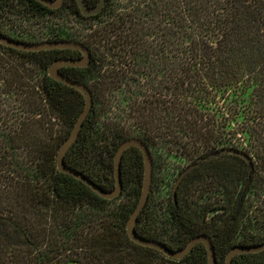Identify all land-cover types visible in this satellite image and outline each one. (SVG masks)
Masks as SVG:
<instances>
[{
  "label": "trees",
  "instance_id": "obj_1",
  "mask_svg": "<svg viewBox=\"0 0 264 264\" xmlns=\"http://www.w3.org/2000/svg\"><path fill=\"white\" fill-rule=\"evenodd\" d=\"M1 1L0 19L15 10L8 1L40 13L70 11L82 20L100 19L112 5L104 0L101 12L85 16L77 0H66L58 9L38 0ZM85 2L93 7L100 0ZM150 5L143 13L161 26L158 32L139 31L141 17L132 13L127 28L129 20L122 16L118 24L100 21L103 27L88 41L51 30L48 41H77L92 52L89 67L68 68L67 76L89 88L94 104L65 162L111 190L114 156L125 140L147 144L154 171L162 166L154 147L172 143L178 157L189 161L173 173L170 212L177 232L164 238L148 228L147 204L136 230L172 250L206 234L218 264H225L232 247L264 242V0H161L152 11ZM152 13L158 14L157 23L149 18ZM0 32L42 42L13 36L2 26ZM56 51L0 44V264H208L204 244L182 260L135 244L126 225L139 198L111 207L112 200L58 171L59 148L85 102L75 88L49 76ZM93 75L97 80L91 82ZM113 103L119 112L99 123ZM98 140L102 149L112 147L104 182L79 159ZM121 170L123 192L135 182L140 197L144 160L139 148L126 150ZM197 189L213 193L209 204L195 203L199 197L191 195ZM233 264H264V251L237 255Z\"/></svg>",
  "mask_w": 264,
  "mask_h": 264
},
{
  "label": "rangeland",
  "instance_id": "obj_2",
  "mask_svg": "<svg viewBox=\"0 0 264 264\" xmlns=\"http://www.w3.org/2000/svg\"><path fill=\"white\" fill-rule=\"evenodd\" d=\"M8 2H12V4H14L15 10H11L9 11V14H5V19H0V26H2L7 31V33L13 36L24 37L27 39H36L42 42L48 41V39L51 37L52 29L61 31L64 36L77 38L81 41H88L90 37L93 36L92 32L103 27L102 24H100V21L106 22L108 24L111 22H116L118 24L119 20L116 21L117 17L122 16L123 18L129 20L128 22H125L124 25V27L127 28L129 25H131L129 19V15L131 13L137 17H141L137 24V29L139 31L149 34L147 29L158 32L160 31L159 28L161 27L155 26L157 24H152V22L149 21L150 19H147V14L144 15L143 13L147 4H151V11L156 10L157 7L159 8L161 0H112V5L109 10L110 13L97 20H82L77 16H74L70 11L57 12L53 14L35 12L28 9L24 2ZM1 3L2 1L0 0V4ZM152 14L153 15L149 18L157 23L158 14ZM88 79L91 82L97 80L95 75L89 76ZM125 91L126 89L122 88L119 92L124 93ZM120 93L117 92V94ZM124 95L125 94L122 96ZM112 106L113 107L110 108L108 114L102 115L100 117L99 123L107 121V118H114L119 112V107H117L115 103H113ZM65 129L66 131H69L71 129L70 125L66 124ZM96 129L99 128L96 127ZM100 130L102 131V128ZM90 139H96L95 135L94 137H90ZM107 139H111V136H107ZM102 144L103 143L98 140L96 143L97 147H93L92 149L91 147H87V150L81 152L79 159L81 161V166L84 167L85 170H89L91 174H93L101 182H104V177L107 174L106 164L112 147L108 145L102 149ZM102 150L104 151L101 154ZM154 152L156 156H160L162 158V166L160 167L157 165L155 171L153 168L152 190L147 202V209L143 219L148 228L158 230V234H162L164 238H168L177 232V228H175V222L172 220L170 212L171 189L173 185V179L175 177H173V173L175 174L177 170L185 167L189 161L186 158L178 157L179 155L177 153V148L172 143H159L157 147H154ZM206 181L202 182V186L200 188L203 189L206 186ZM191 196L193 200L199 197L195 200V203H201L205 205L206 202L209 204L210 201L208 200L213 196V193L211 191L208 193H202L201 190L199 191V189H197L192 191ZM138 198L139 189L136 188L135 182H132L126 186L124 192L117 199L112 200L111 207L131 204L137 201ZM194 207L196 206L194 205Z\"/></svg>",
  "mask_w": 264,
  "mask_h": 264
},
{
  "label": "water",
  "instance_id": "obj_3",
  "mask_svg": "<svg viewBox=\"0 0 264 264\" xmlns=\"http://www.w3.org/2000/svg\"><path fill=\"white\" fill-rule=\"evenodd\" d=\"M45 6L51 9L60 8L65 0H38ZM78 6L81 10V13L85 16H93L101 12L105 5L104 0H100V2L93 7H90L86 4L85 0H77ZM0 44L14 48L16 50L22 51H42V50H54V49H68L78 51L82 54L81 58L72 59V58H60L53 61L49 67L48 73L49 76L53 79L62 82L72 88H75L79 91L84 97V108L80 112L69 136L64 140L61 144L58 155H57V169L58 171L73 176L74 178L80 180L85 185L90 187L99 197L106 200H114L118 198L123 192V179H122V159L126 150L131 147H137L140 149L143 160H144V178L142 184V191L139 197L138 203L132 212L130 218L128 219L126 230L129 239L137 245L143 247H149L155 249L166 257L174 259V260H182L185 258L193 248L198 244H204L207 251V260L208 264H218L215 247L212 241V238L206 234H201L193 237L188 243L179 250H172L166 244L161 241L148 239L140 234H138L136 230V226L138 223V218L144 210L152 190V181H153V158L150 152L149 147L145 142H143L139 138H129L125 140L116 151L114 156V180L115 185L111 190H105L88 178L82 172L68 166L65 162V156L70 150V148L76 143L78 140L80 133L82 131L84 122L88 117L89 113L92 110L94 100L91 91L89 88L80 81L73 80L68 76L63 75L60 72V68L62 67H76V68H87L91 64L92 52L91 50L83 45L80 42L73 40H58V41H44V42H25L12 39L0 32ZM183 177V176H182ZM180 179L177 181L175 185V189L178 186ZM264 251V242L257 245L250 246H234L232 247L225 258V264H233V259L237 255L242 254H256Z\"/></svg>",
  "mask_w": 264,
  "mask_h": 264
},
{
  "label": "flooded vegetation",
  "instance_id": "obj_4",
  "mask_svg": "<svg viewBox=\"0 0 264 264\" xmlns=\"http://www.w3.org/2000/svg\"><path fill=\"white\" fill-rule=\"evenodd\" d=\"M66 1V0H65ZM65 1H64V3H65ZM63 3V4H64ZM88 5V4H87ZM63 6V5H62ZM88 6H90V5H88ZM91 7V6H90ZM104 8V7H103ZM56 41H58V40H56ZM55 50H57L56 51V54H55V60H57V59H60V58H72V59H77V58H81L82 57V54L80 53V52H78V51H76V52H78V53H76V52H74V50L72 51V50H68V49H55ZM68 50V51H67ZM68 68H70V67H62V68H60V72L63 74V75H65V76H67V73H68ZM74 68H76V67H74Z\"/></svg>",
  "mask_w": 264,
  "mask_h": 264
}]
</instances>
